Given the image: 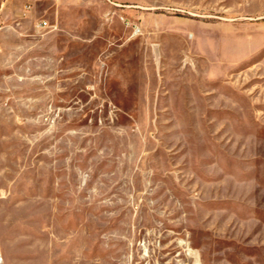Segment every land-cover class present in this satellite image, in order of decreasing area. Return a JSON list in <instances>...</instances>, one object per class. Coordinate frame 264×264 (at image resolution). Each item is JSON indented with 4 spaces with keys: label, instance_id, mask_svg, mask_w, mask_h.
Segmentation results:
<instances>
[{
    "label": "rangeland",
    "instance_id": "rangeland-1",
    "mask_svg": "<svg viewBox=\"0 0 264 264\" xmlns=\"http://www.w3.org/2000/svg\"><path fill=\"white\" fill-rule=\"evenodd\" d=\"M0 0V264H264V0Z\"/></svg>",
    "mask_w": 264,
    "mask_h": 264
},
{
    "label": "built area",
    "instance_id": "built-area-1",
    "mask_svg": "<svg viewBox=\"0 0 264 264\" xmlns=\"http://www.w3.org/2000/svg\"><path fill=\"white\" fill-rule=\"evenodd\" d=\"M33 2H34V0H27L26 5H25V8L27 10L31 9L32 6H33Z\"/></svg>",
    "mask_w": 264,
    "mask_h": 264
},
{
    "label": "crops",
    "instance_id": "crops-1",
    "mask_svg": "<svg viewBox=\"0 0 264 264\" xmlns=\"http://www.w3.org/2000/svg\"><path fill=\"white\" fill-rule=\"evenodd\" d=\"M27 1V0H26ZM34 2H35V0H34ZM34 2H33V5H34ZM33 7V6H32Z\"/></svg>",
    "mask_w": 264,
    "mask_h": 264
}]
</instances>
